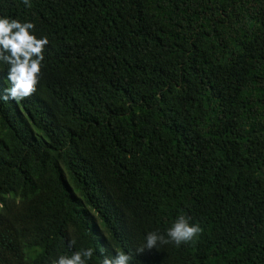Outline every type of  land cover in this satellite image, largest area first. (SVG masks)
<instances>
[{"label": "trees", "instance_id": "16d2710c", "mask_svg": "<svg viewBox=\"0 0 264 264\" xmlns=\"http://www.w3.org/2000/svg\"><path fill=\"white\" fill-rule=\"evenodd\" d=\"M0 16L48 41L35 90L0 99V264L86 247L88 264H264V0H0ZM178 215L197 238L144 247Z\"/></svg>", "mask_w": 264, "mask_h": 264}, {"label": "clouds", "instance_id": "9594fccd", "mask_svg": "<svg viewBox=\"0 0 264 264\" xmlns=\"http://www.w3.org/2000/svg\"><path fill=\"white\" fill-rule=\"evenodd\" d=\"M27 7L29 0H21ZM31 22H20L6 16H0V63L6 64V79L10 86L3 90L0 99L22 100L28 97L38 83L43 48L48 43L44 37L36 38L32 34ZM201 229L198 224L189 223L184 215H178L164 235L148 232L144 236V247L154 248L157 243L175 246L187 244L198 237ZM103 255V250H100ZM93 257V248H81L71 255H58L51 264H88ZM130 256L117 252L111 258L103 256L100 264H129Z\"/></svg>", "mask_w": 264, "mask_h": 264}]
</instances>
